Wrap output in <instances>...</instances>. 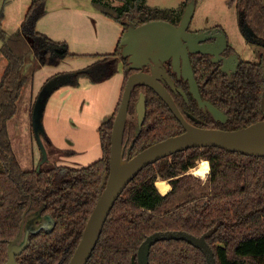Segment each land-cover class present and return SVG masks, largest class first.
Here are the masks:
<instances>
[{
	"label": "trees",
	"instance_id": "1",
	"mask_svg": "<svg viewBox=\"0 0 264 264\" xmlns=\"http://www.w3.org/2000/svg\"><path fill=\"white\" fill-rule=\"evenodd\" d=\"M48 0H32L31 6L13 36L7 38L0 17V40L7 67L0 82V264L8 260V245L28 216L42 210L55 221L54 229L30 236L27 249L17 257L20 264H69L97 204L104 174L110 170L111 138L115 117L100 128L103 157L86 168L72 169L53 163L50 168L25 171L14 154L8 122L15 116L25 84L43 66H57L69 55L65 44L55 42L37 30L47 14ZM115 7L97 2L107 18L123 27H136L152 21L176 26L191 0L178 9L148 6L145 0H121ZM241 25L255 37L259 61H242L229 78L209 56H193L196 81L203 100L226 116L225 124L198 108L192 96L175 98L182 115L193 125L207 129L235 131L264 120V4L263 0H238ZM122 34V36H123ZM119 42L112 54L94 65L65 76L68 84L81 79L101 83L123 66L125 82L135 72L122 55ZM60 84V83H59ZM55 86V85H54ZM50 89V88H49ZM56 88L49 90L51 93ZM49 92V93H50ZM146 97L147 113L137 137L136 103ZM48 93L38 102L44 115ZM121 103V100H120ZM125 135V157H134L149 146L182 134L184 128L164 101L150 88L135 87L129 107ZM47 148L52 143L44 133ZM58 156L71 155L69 152ZM65 154V155H64ZM201 161L208 170L205 180L190 175ZM48 162V161H47ZM168 184L162 193L158 183ZM207 238L216 264H264V157L246 156L216 147L192 148L149 165L124 190L113 207L88 264H132L145 240L155 233L186 232ZM149 264H208L205 253L185 240H161L152 246Z\"/></svg>",
	"mask_w": 264,
	"mask_h": 264
},
{
	"label": "rangeland",
	"instance_id": "2",
	"mask_svg": "<svg viewBox=\"0 0 264 264\" xmlns=\"http://www.w3.org/2000/svg\"><path fill=\"white\" fill-rule=\"evenodd\" d=\"M99 1L115 7L125 6L121 0L47 1V14L38 22L37 30L51 40L65 44L69 55L59 65H46L35 72L23 87L16 114L8 122L14 154L25 171L38 170L41 166L47 169L53 163L72 169L86 168L103 157L99 130L120 104L125 82L123 66H119L118 73L112 78L101 83L81 79L79 85L74 86L65 82L68 74L94 65L105 55L114 53L122 39V25L102 14L96 5ZM185 1L145 0V3L160 9H178ZM237 1L194 0L195 10L189 31L220 28L242 61L256 63L259 61L257 47L243 31ZM31 3L32 0H0L2 29L7 38L19 31ZM2 44L0 40V82L7 67ZM51 87L56 88L52 93L49 91ZM47 93L42 125L52 147L46 150L48 162H43L41 145L34 132L33 113L38 100ZM109 113L111 115L107 118ZM135 118L137 122V115ZM62 152L71 155L58 156ZM192 170L189 174L196 177ZM160 184L169 190L168 184L160 182L157 186L162 193L168 190L161 189ZM33 218L40 227L48 216L37 210L27 220Z\"/></svg>",
	"mask_w": 264,
	"mask_h": 264
},
{
	"label": "water",
	"instance_id": "3",
	"mask_svg": "<svg viewBox=\"0 0 264 264\" xmlns=\"http://www.w3.org/2000/svg\"><path fill=\"white\" fill-rule=\"evenodd\" d=\"M194 10L195 2L191 0L178 26L166 21H152L139 27L131 24L122 36V55L128 60L130 68L141 70L143 67L148 66L151 69V73L136 72L128 77L113 124L110 170L108 175L105 173L103 176L97 204L69 264H88L102 235L104 225L117 200L131 181L149 165L179 152L205 147H216L246 156L264 157V120L235 131L197 127L186 120L177 107L172 95L161 82L164 78L173 90L176 89L173 80L163 69V63L171 61L173 71L177 73L178 77H183L189 81L190 93L197 101L199 108L209 112L215 121L223 124L227 122V116L220 109L202 99L194 77L189 54L200 53L211 55L214 57V63L223 61L222 72L228 73L226 69L228 59L224 57L217 59L225 51L228 40L223 34L221 42L225 45V49L220 51L207 50L206 45L216 47L220 39L218 35L214 36L209 31L204 33H191L188 31L193 19ZM242 28L248 39L249 37L251 39L254 37V32L247 25L243 24ZM211 38L215 40L212 44L198 45L200 42ZM234 57L236 65H238L240 63L239 58L237 55ZM138 85L152 89L164 101L183 126L184 132L155 143L134 157L129 158V154L125 157L124 135L129 117L132 93ZM180 93L186 97L183 91L180 90ZM135 109L138 122V137L142 131L147 113L146 97L144 94L140 95ZM40 111L41 107L36 104L33 113V127L36 139H38L41 145L43 162H47L48 155L41 140L44 129ZM54 227L55 221L51 216H48L45 224L40 227H37L36 218L30 221H23L18 236L8 245V260L5 264H20L17 257L29 246L30 236L37 235L42 231L49 233ZM215 232L216 229H212L201 237H196L186 232L155 233L148 237L141 245L137 259L133 257L132 264H149L152 246L161 240L173 239L185 240L201 249L207 257L208 264H216L212 248L207 243V238H210Z\"/></svg>",
	"mask_w": 264,
	"mask_h": 264
},
{
	"label": "flooded vegetation",
	"instance_id": "4",
	"mask_svg": "<svg viewBox=\"0 0 264 264\" xmlns=\"http://www.w3.org/2000/svg\"><path fill=\"white\" fill-rule=\"evenodd\" d=\"M189 31V29H188ZM209 31L210 33H213L214 36L218 35L219 36V44L216 46V47H211L209 45H206V44H212L215 40L213 38L211 39H208L206 41H202L200 42V46L202 45H206V49L207 50H210V51H220V50H223L225 49V45L221 42L222 41V36L223 34L226 36V34L223 32V30H221L220 28H214V29H210V30H203V31H194V32H191V33H204V32H207ZM227 37V36H226ZM228 40V39H227ZM252 44H254L255 42V37H253L252 39L249 37L248 39ZM235 55L236 52L235 50L229 45H227L226 49L224 52H222L220 54V56L217 58V59H220V57H224L225 59H228L227 60V65H226V69L228 71V73H225L229 78H231L233 75H235L238 71V67L240 65V63L238 65H236V61H235ZM190 56V61H191V65H192V69H193V72H194V77H195V80H196V73H195V70H194V67H193V59L192 57L193 56H209L210 57V60L212 63H214L213 59L214 57L211 56V55H204V54H200V53H197V54H192L190 53L189 54ZM239 58V56H238ZM239 61L241 62V59L239 58ZM215 65H219L220 66V69L222 71V68L224 66V63L223 61H220V62H217V63H214ZM163 69L166 71L167 75L173 80L174 82V85L176 87L175 90L172 89V87L170 86V84L163 78L161 80L162 84L166 87V89L170 92V94L172 95L173 99L175 100V98L179 95H182L180 93V90L183 91L185 94H186V97L183 96L185 98V100L187 102H189V97H188V94H190L192 96V94L190 93V84H189V81L188 80H185L183 77H178L177 73L173 71V68H172V64H171V61H167L165 63H163ZM136 72H143V73H148L150 74L151 73V69L150 67L146 66V67H143L141 70H135V72L133 73H136ZM197 82V81H196ZM198 85V83H197ZM198 88H199V85H198ZM199 92H200V89H199ZM201 94V93H200ZM202 97V96H201ZM193 100L197 103V101L194 99V97L192 96ZM203 99V98H202ZM205 101V100H204ZM176 103V102H175ZM198 105V103H197ZM178 107V106H177ZM179 108V107H178ZM199 108V106H198ZM200 109V108H199ZM202 110V109H201ZM189 122V121H188ZM192 124V123H191ZM42 211V210H41ZM42 215L43 212H42ZM44 216H49V215H44ZM43 232V231H42Z\"/></svg>",
	"mask_w": 264,
	"mask_h": 264
},
{
	"label": "bare ground",
	"instance_id": "5",
	"mask_svg": "<svg viewBox=\"0 0 264 264\" xmlns=\"http://www.w3.org/2000/svg\"><path fill=\"white\" fill-rule=\"evenodd\" d=\"M206 164H207L206 161H202L201 163L198 164V166L195 169L192 170V173L196 177H199V178L205 180L206 174H207V169H208V167L207 168L205 167ZM160 188L163 190H168L167 188H165V186L163 184H160Z\"/></svg>",
	"mask_w": 264,
	"mask_h": 264
},
{
	"label": "crops",
	"instance_id": "6",
	"mask_svg": "<svg viewBox=\"0 0 264 264\" xmlns=\"http://www.w3.org/2000/svg\"><path fill=\"white\" fill-rule=\"evenodd\" d=\"M110 115H111L110 113H109V116H108V114H107V118L110 117ZM108 119H109V118H108ZM167 192H168V191H167Z\"/></svg>",
	"mask_w": 264,
	"mask_h": 264
},
{
	"label": "clouds",
	"instance_id": "7",
	"mask_svg": "<svg viewBox=\"0 0 264 264\" xmlns=\"http://www.w3.org/2000/svg\"><path fill=\"white\" fill-rule=\"evenodd\" d=\"M205 167L207 168V167H208V165L206 164V165H205Z\"/></svg>",
	"mask_w": 264,
	"mask_h": 264
}]
</instances>
